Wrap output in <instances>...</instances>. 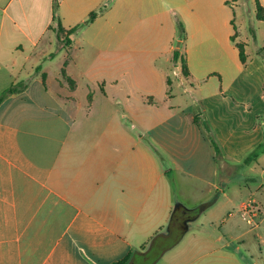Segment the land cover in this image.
I'll return each mask as SVG.
<instances>
[{
    "label": "crops",
    "instance_id": "0c3cea01",
    "mask_svg": "<svg viewBox=\"0 0 264 264\" xmlns=\"http://www.w3.org/2000/svg\"><path fill=\"white\" fill-rule=\"evenodd\" d=\"M239 3L0 0V68H18L0 88L18 87L0 104V264H135L182 229L153 264H264L262 201L249 225L229 199L180 202L172 187L216 189L219 163L264 140V64L238 40ZM193 84L220 160L172 106Z\"/></svg>",
    "mask_w": 264,
    "mask_h": 264
},
{
    "label": "rangeland",
    "instance_id": "374dc122",
    "mask_svg": "<svg viewBox=\"0 0 264 264\" xmlns=\"http://www.w3.org/2000/svg\"><path fill=\"white\" fill-rule=\"evenodd\" d=\"M235 18V27L238 33V40L249 43V46L247 48L248 53L253 52V55L255 56L254 58L258 59L262 64H264V61L261 58L262 56L258 54L260 48L263 45L264 25L261 21L256 20L254 16L252 0H240L239 5H237V7L235 8ZM63 59L66 60L65 66L67 67L69 64L67 60L68 57H63ZM33 63L35 62L30 61L29 67H31V64ZM57 66L59 67V62H56L55 59L50 65V70H56ZM17 69V67L11 69L9 62L1 64L0 88L10 82V75H15ZM188 88V93L180 92L181 94L174 98H178L179 101L173 100L172 106L181 104L183 106V110L187 109V112L191 116H193L192 121L200 128L202 133L205 135L206 140L210 143L213 152L215 153L213 146L214 144L219 148L221 153L220 146L214 134L212 133L207 120L204 119V113L201 110L200 102L202 95L196 93V91L193 90L196 88L195 84H193V86L191 87L189 86ZM222 89H226V86L224 85ZM222 97H225V102H230L232 98L229 93H227L226 95L223 94ZM194 103L196 104L195 108L193 107ZM241 137L242 135H235V138H237V140H241ZM246 157L250 158L248 163L244 164L243 160L241 164H237L236 166L223 165V162H218V180L216 189L215 187H208L201 184H190L183 185V188H185L186 190L184 191L181 189L180 185L173 182L172 187L174 198L180 202H185L187 200V202H193L196 199H202L208 202L213 200L222 201L229 199L232 201V204H234V206L231 205L229 209L230 212L234 215H241V218L243 215L242 212L237 211L239 204H246L251 198L262 201L264 208V184L263 186H261V184L263 183L261 177L263 178V176H260L261 169L264 168V140L258 141L255 147L249 149L247 151ZM213 209L214 208H208L205 211L206 215L210 214ZM219 213H223V211ZM193 225H195V223H191L190 227H193ZM178 234L179 231L174 230L169 238L159 239L153 249L149 251V253H147L146 258L136 257L135 264H153L156 261L160 250L175 243Z\"/></svg>",
    "mask_w": 264,
    "mask_h": 264
},
{
    "label": "trees",
    "instance_id": "16d2710c",
    "mask_svg": "<svg viewBox=\"0 0 264 264\" xmlns=\"http://www.w3.org/2000/svg\"><path fill=\"white\" fill-rule=\"evenodd\" d=\"M234 1H238V0H234ZM252 2H253V6H254V15H255L256 20L261 21L262 23H264V9H263V7L261 6L259 0H252ZM90 19H93V15L91 16ZM59 30H60V29H59ZM60 31H61V30H60ZM61 32H62V31H61ZM69 33H72V32L70 31ZM179 35H180V37L183 36V30H182V27H181V26H179ZM61 43L63 44L62 47L65 48V47H67L68 45H70L71 41H70V39H69L67 36H65L64 40H63ZM236 47H237L238 52H239V59H240V62H241L242 64H244L245 61H246L245 52H244V45H243L242 43H237V44H236ZM263 53H264V45L260 48V50H259V52H258V54H260V55L262 56L261 58H262V60L264 61V55H263ZM176 59H177V53H174V54H173V60L175 61ZM181 71H182V73H183L185 76L188 75L187 66H186V63H185L184 60L181 61ZM62 76H63L64 79L68 82V84H70V85L73 84V82H72L71 80H69V79H67V78L65 77L64 72H62ZM17 91H18V87H17V85H13V86L9 87L8 89H6V90L0 95V104H1V103H2L7 97H9V96H11V95L17 93ZM213 146H214V151H215L216 158L220 160V158H221L220 150H219V148H218L216 145L213 144ZM219 160H218V161H219ZM249 160H250V158H249V157H248V158L246 157V158L244 159V161H243L244 164L248 163ZM195 213H196V210H194V211H188L187 214L192 215V214H195ZM173 222H174V219H173ZM182 232H183V229L179 231V234H178V237H177L176 241L180 238ZM146 244H147V243H146ZM142 247H143V246H142ZM128 262H129V258H125V259H123L122 261H119V262H117V263H115V264H128Z\"/></svg>",
    "mask_w": 264,
    "mask_h": 264
},
{
    "label": "built area",
    "instance_id": "2783aa9c",
    "mask_svg": "<svg viewBox=\"0 0 264 264\" xmlns=\"http://www.w3.org/2000/svg\"><path fill=\"white\" fill-rule=\"evenodd\" d=\"M256 206L254 199H250L248 203L242 205V219L245 220L249 225H253Z\"/></svg>",
    "mask_w": 264,
    "mask_h": 264
},
{
    "label": "water",
    "instance_id": "95a60500",
    "mask_svg": "<svg viewBox=\"0 0 264 264\" xmlns=\"http://www.w3.org/2000/svg\"><path fill=\"white\" fill-rule=\"evenodd\" d=\"M205 205H203V206H200L198 209H197V212L198 213H200V212H202L204 209H205Z\"/></svg>",
    "mask_w": 264,
    "mask_h": 264
}]
</instances>
